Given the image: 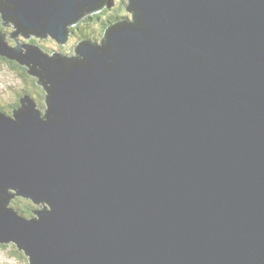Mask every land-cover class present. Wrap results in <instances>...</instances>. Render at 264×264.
<instances>
[{
    "label": "water",
    "instance_id": "1",
    "mask_svg": "<svg viewBox=\"0 0 264 264\" xmlns=\"http://www.w3.org/2000/svg\"><path fill=\"white\" fill-rule=\"evenodd\" d=\"M107 0H0L64 45ZM71 56L0 57L45 93L0 112V243L28 264H264V0H127ZM22 197L32 218L8 207Z\"/></svg>",
    "mask_w": 264,
    "mask_h": 264
},
{
    "label": "rangeland",
    "instance_id": "2",
    "mask_svg": "<svg viewBox=\"0 0 264 264\" xmlns=\"http://www.w3.org/2000/svg\"><path fill=\"white\" fill-rule=\"evenodd\" d=\"M127 3V0H125ZM1 15V14H0ZM99 18V21L97 22H106L108 20L107 11H101L96 14ZM89 18L93 17L94 15H89ZM127 17L131 18L130 14L127 15ZM94 22V21H92ZM96 23V22H95ZM1 28L3 32L6 34L7 40L9 44H13L15 46L16 39L19 43H27V44H34L38 47H43L46 51H49L48 53L51 54L50 50L53 52H62V48H64V51L68 52L67 56H71L75 54V47L77 45V35H75V32L72 33V35L68 37L64 45L58 44L56 41H54L51 37H37L35 35H29L28 37H23L20 34L15 36L14 38L11 37V34L15 33L16 27L15 25L6 20H1ZM77 27L80 29H83L88 22H85L84 17L79 19L76 23ZM95 25V24H94ZM16 38V39H15ZM59 49V50H58ZM70 53V54H69ZM22 66L17 69H12L9 64H7L5 61L0 60V99L2 100L3 106H9L14 105L17 99L24 93L26 89V84H28L31 80H34L35 78L32 76L29 77H21V74L23 73ZM30 79L29 81H27ZM37 83V82H36ZM40 87L39 84H37ZM43 93V94H42ZM42 93H36L40 94L42 97H35L33 96V99L36 103V107L40 109L41 111H44L45 105L43 103L44 101V91L42 90ZM26 94V92L24 93ZM43 104V105H42ZM1 105V106H2ZM42 105V106H41ZM3 107V108H5ZM7 109L5 108V111ZM11 244L13 243H7L5 245H8L6 249L0 248V264H28V258L27 256L17 248H11ZM18 255V256H17Z\"/></svg>",
    "mask_w": 264,
    "mask_h": 264
},
{
    "label": "trees",
    "instance_id": "3",
    "mask_svg": "<svg viewBox=\"0 0 264 264\" xmlns=\"http://www.w3.org/2000/svg\"><path fill=\"white\" fill-rule=\"evenodd\" d=\"M127 5L128 4L125 2V0H107V2H106V4H105L103 9H101L100 11H98L96 13H92L94 15V18L93 17H91V18L88 17L90 15V13H86V14L83 15V17L85 19V22H88V24L83 29L78 28L76 26L77 24L73 25L72 27H69V29H70L69 35L71 36L72 33H74L76 31L75 35H77V37H78L77 45L80 44V42L84 41V40L94 41V42L100 44L101 40L105 37L106 31L111 26L119 23V21H121L123 18H129V17H127L128 14H130V16H131L130 19H132L134 17V12L129 11V9L127 8ZM101 11H105V12L107 11V15H109L108 16V20L106 22H97V21H99V18H98V16L96 17L95 15L97 13L101 12ZM1 20H2V18L0 19V32L4 33L2 28H1V25H2L1 24ZM92 21H94V22H92ZM69 35H68V37H69ZM10 45L14 46L13 44H10ZM40 48L45 53L49 54L48 53L49 51H46L43 47H40ZM62 49L63 50H62V52H60V54L68 55L67 54L68 52L64 51V48H62ZM50 52H53V51L50 50ZM0 60L5 61L7 64H9L12 69H14V68L17 69L18 68L10 60H7V59L5 60L3 58L0 59ZM22 68H23L24 71L21 74V77L22 78L29 77V75L26 73V68L25 67H22ZM29 80L30 79H28L27 81H29ZM26 86L27 87H26V89L24 91L31 98H33V96H34V99H35V97H38V96L42 97L40 94H36V93H39V92L42 93V90H43L42 88H39V86L37 85L36 79L31 80L30 83H29V86H28V84H26ZM23 94L24 93H22V95ZM22 95L17 99V101L15 102L14 105H9V106H6V107L2 105L3 103H2V100L0 99V112L3 113V114H7V115L12 116V113H13L12 112L13 111L12 107H15L18 104H19L18 107L20 106V98L23 97ZM43 97L45 98L44 95H43ZM43 103L45 105V101H43ZM3 107H5L7 110L5 111V108H3ZM17 108H15V109H17ZM8 207L13 209L19 216L25 217V218H32L33 215H34L33 212L37 211L40 208L36 204L32 203L30 200L24 199L22 197H12L9 200ZM5 244H7V243H0V248L1 249H6L8 245H5ZM10 247L11 248L13 247L14 249L16 248L14 244H11Z\"/></svg>",
    "mask_w": 264,
    "mask_h": 264
},
{
    "label": "flooded vegetation",
    "instance_id": "4",
    "mask_svg": "<svg viewBox=\"0 0 264 264\" xmlns=\"http://www.w3.org/2000/svg\"><path fill=\"white\" fill-rule=\"evenodd\" d=\"M96 13V12H95ZM90 14H92V13H90ZM93 15V14H92ZM96 17H97V15H95ZM2 17H1V15H0V19H1ZM3 57H0V59H2ZM3 59H5V58H3ZM6 60V59H5ZM11 62H13L14 64H15V66L16 67H18V68H20L21 66L19 65V64H17L16 62H14V61H11ZM25 93V92H24ZM24 95H27V94H23L22 96H24ZM44 96H45V93H44ZM19 105V104H18ZM18 105H16L15 107H12V110H14L15 108H17L18 107Z\"/></svg>",
    "mask_w": 264,
    "mask_h": 264
},
{
    "label": "bare ground",
    "instance_id": "5",
    "mask_svg": "<svg viewBox=\"0 0 264 264\" xmlns=\"http://www.w3.org/2000/svg\"><path fill=\"white\" fill-rule=\"evenodd\" d=\"M120 20V19H119ZM37 206H39L41 209H43V206H42V203H38V204H36ZM45 207V206H44Z\"/></svg>",
    "mask_w": 264,
    "mask_h": 264
}]
</instances>
